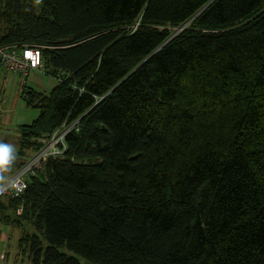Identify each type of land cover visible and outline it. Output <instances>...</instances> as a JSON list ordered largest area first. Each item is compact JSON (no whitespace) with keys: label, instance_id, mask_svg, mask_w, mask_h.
Returning a JSON list of instances; mask_svg holds the SVG:
<instances>
[{"label":"trees","instance_id":"16d2710c","mask_svg":"<svg viewBox=\"0 0 264 264\" xmlns=\"http://www.w3.org/2000/svg\"><path fill=\"white\" fill-rule=\"evenodd\" d=\"M0 21V44L40 47L59 81L22 96L40 114L6 175L80 119L21 197H0L18 255L264 264V0H0Z\"/></svg>","mask_w":264,"mask_h":264},{"label":"built area","instance_id":"2783aa9c","mask_svg":"<svg viewBox=\"0 0 264 264\" xmlns=\"http://www.w3.org/2000/svg\"><path fill=\"white\" fill-rule=\"evenodd\" d=\"M1 31V21H0ZM0 68L16 73L20 77V95H26L28 77L32 70L45 71L42 49L38 46H4L0 44ZM0 99V111H3ZM80 119L64 123L46 139L45 145L28 157L15 173L5 176L0 186V197H21L27 188L28 180L39 176L49 159L63 156L67 150L66 137L73 130H78ZM21 212V209H19Z\"/></svg>","mask_w":264,"mask_h":264},{"label":"rangeland","instance_id":"374dc122","mask_svg":"<svg viewBox=\"0 0 264 264\" xmlns=\"http://www.w3.org/2000/svg\"><path fill=\"white\" fill-rule=\"evenodd\" d=\"M190 22L191 21L187 22L183 28L189 25ZM136 26L137 25L134 27ZM181 29L182 28H175L174 34L178 33ZM58 82L57 78L40 70H32L28 77V85L30 87L46 94H49ZM4 88V86H0V99L3 100L2 107L4 108L3 111H0V148L7 150V159L11 153L14 154L19 148L20 126L32 123L39 116L40 111L37 108H30L27 106L25 100L20 96L19 86H15V88L11 90V106L9 107L8 102L6 101V90L3 91ZM7 91H9L8 88ZM8 94L9 92H7V95ZM0 172H4L1 167ZM8 175L9 174L6 176ZM1 184L2 182H0V186ZM21 230L24 233L25 230L23 227L16 228L17 233L11 236V240L9 242L10 247L8 246V248L11 249L9 253L10 255L8 256V259L6 258L2 260L0 264H31L27 252L22 251L19 255L17 254V243L21 235ZM28 231L31 232L32 228ZM62 251L77 257L81 264H93L89 263L84 257L76 254L66 247L62 248Z\"/></svg>","mask_w":264,"mask_h":264},{"label":"crops","instance_id":"0c3cea01","mask_svg":"<svg viewBox=\"0 0 264 264\" xmlns=\"http://www.w3.org/2000/svg\"><path fill=\"white\" fill-rule=\"evenodd\" d=\"M1 85L5 87L3 91L6 90V101L8 102V106L10 107L11 106V93H12L11 90L15 88V86L20 87V77L16 73H12L3 68H0V86ZM28 87L30 86L28 85ZM7 88L9 91H7ZM7 92H9L8 95H7ZM10 155H13V153H11ZM0 167H1V164H0ZM3 176H6V173L0 172V177H3ZM16 228L18 227H15L12 225H5L0 222V262L6 258L8 259V256L10 255L9 253L11 249H9L8 246L10 247L9 242L11 240V236L17 233Z\"/></svg>","mask_w":264,"mask_h":264},{"label":"snow or ice","instance_id":"6c2138e0","mask_svg":"<svg viewBox=\"0 0 264 264\" xmlns=\"http://www.w3.org/2000/svg\"><path fill=\"white\" fill-rule=\"evenodd\" d=\"M7 156V150L0 148V163L5 162Z\"/></svg>","mask_w":264,"mask_h":264},{"label":"water","instance_id":"95a60500","mask_svg":"<svg viewBox=\"0 0 264 264\" xmlns=\"http://www.w3.org/2000/svg\"><path fill=\"white\" fill-rule=\"evenodd\" d=\"M113 90H114V89H113ZM113 90H112V91H113ZM105 97H106V96H104L103 98H101V99H100V100H99V101L93 106V108H94L95 106H97L101 101H103V100L105 99ZM93 108H92V109H93ZM92 109H91V110H92ZM91 110H89L88 113H89ZM104 129H105V127H104Z\"/></svg>","mask_w":264,"mask_h":264}]
</instances>
